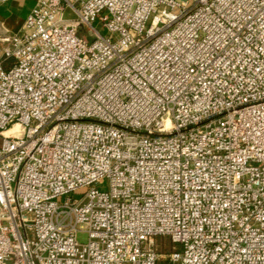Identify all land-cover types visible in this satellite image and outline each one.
I'll list each match as a JSON object with an SVG mask.
<instances>
[{
    "label": "built area",
    "instance_id": "1",
    "mask_svg": "<svg viewBox=\"0 0 264 264\" xmlns=\"http://www.w3.org/2000/svg\"><path fill=\"white\" fill-rule=\"evenodd\" d=\"M0 264H264V0H35L0 38Z\"/></svg>",
    "mask_w": 264,
    "mask_h": 264
},
{
    "label": "crops",
    "instance_id": "2",
    "mask_svg": "<svg viewBox=\"0 0 264 264\" xmlns=\"http://www.w3.org/2000/svg\"><path fill=\"white\" fill-rule=\"evenodd\" d=\"M35 0H10L0 4V38L16 32Z\"/></svg>",
    "mask_w": 264,
    "mask_h": 264
},
{
    "label": "rangeland",
    "instance_id": "3",
    "mask_svg": "<svg viewBox=\"0 0 264 264\" xmlns=\"http://www.w3.org/2000/svg\"><path fill=\"white\" fill-rule=\"evenodd\" d=\"M98 28L102 33H105L104 29H101L100 26H98ZM99 188L103 189L102 186H100ZM78 194H80V191L78 192ZM77 196L78 195L76 194L75 197H77ZM77 239L80 243H85L87 241V233L79 231L77 233ZM156 244H157L158 250L161 254H165L166 251H168L173 245L172 243H170L168 238H166L165 236H157L156 237Z\"/></svg>",
    "mask_w": 264,
    "mask_h": 264
},
{
    "label": "bare ground",
    "instance_id": "4",
    "mask_svg": "<svg viewBox=\"0 0 264 264\" xmlns=\"http://www.w3.org/2000/svg\"><path fill=\"white\" fill-rule=\"evenodd\" d=\"M12 131H18V126H14V128L10 129L9 131H6L5 134H9Z\"/></svg>",
    "mask_w": 264,
    "mask_h": 264
}]
</instances>
